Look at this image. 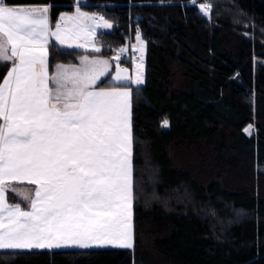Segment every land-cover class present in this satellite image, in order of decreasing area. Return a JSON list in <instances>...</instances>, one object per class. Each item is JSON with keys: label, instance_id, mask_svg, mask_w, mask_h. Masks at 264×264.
Listing matches in <instances>:
<instances>
[{"label": "trees", "instance_id": "trees-1", "mask_svg": "<svg viewBox=\"0 0 264 264\" xmlns=\"http://www.w3.org/2000/svg\"><path fill=\"white\" fill-rule=\"evenodd\" d=\"M75 1L6 3L49 5L56 20ZM79 1L112 24L97 54L114 58L136 31L145 41L130 96L133 247L7 250L0 264H264V0ZM84 52L51 43L49 69Z\"/></svg>", "mask_w": 264, "mask_h": 264}, {"label": "snow or ice", "instance_id": "snow-or-ice-1", "mask_svg": "<svg viewBox=\"0 0 264 264\" xmlns=\"http://www.w3.org/2000/svg\"><path fill=\"white\" fill-rule=\"evenodd\" d=\"M201 10L208 14L210 6ZM48 11L0 0V65L7 68L0 81V251L132 248L131 92L129 77L121 75L126 70L117 66L112 79L118 87L96 90L109 60L85 55L79 67L57 64L52 74L48 64L50 43L69 49L91 44V51L101 52L96 30L112 24L78 6L50 26ZM140 67L131 81L136 85L143 83ZM23 183L34 186L31 193L15 187ZM9 192L24 206L10 204Z\"/></svg>", "mask_w": 264, "mask_h": 264}, {"label": "crops", "instance_id": "crops-1", "mask_svg": "<svg viewBox=\"0 0 264 264\" xmlns=\"http://www.w3.org/2000/svg\"><path fill=\"white\" fill-rule=\"evenodd\" d=\"M81 2H82V1H81ZM8 6L47 7V8L49 9V5H8ZM78 6H79L81 12L87 13V14L90 15V16L95 15V16L102 17L101 15H97L96 10H88V9H85L84 7H82V4H80V5H79V4H78V5L74 4L72 9H70V10H64V11L60 12L59 15H58V18H57L56 20H52V19H51V16H50V10H49V11H48V17H49V21H50V26H54L55 23L59 22V17L62 16V15H74ZM109 23H110V22H109ZM110 24H111V23H110ZM102 29H103V30H109L110 28H97L96 31L98 32L99 30H102ZM52 30H53V31L55 30L54 27H52ZM94 39H95V41H96V37H95ZM133 39H134V36H133V38H132L131 40L127 41V43H126L127 45L125 44L122 48H126V50L131 49L132 51L135 52L137 48H136V46H134L133 43L131 42ZM81 42H84V41H81ZM50 44H51V43H50ZM96 46L99 47V45L97 44V42H96ZM126 46H127V47H126ZM75 49H81V48H75ZM81 50L91 51V44H86L85 49H81ZM91 52H93V51H91ZM85 55H87V56L89 57V59H94V58H95V59H107V60H109V62H110V63H109V66H108V68H109L108 75L105 76V77H102L101 80L95 85V89H96V90H100V89L110 90V89H112L113 87H118V85H116V82H111V81H109L110 76H112V73L115 72L114 62H118V64H119L121 67H126V66H130V67H131V63H132V61H133V60H132V61H130V62H128V63H120V61H117V60L114 59V58L104 57V56H101V55L97 54L96 52H95V53H87V52H84V53H82V54H80V55L78 56V58H77V60H76L75 62H71V63L56 62V63L52 66V69H51V70L49 69V73L52 74V72L54 71L55 65H57V64H63V65L68 66V67H79V66H80V60H81V57H83V56H85ZM136 60H137V59H136ZM131 75H132V74H131ZM107 77H108V81L111 82L112 84H108V85L100 86L99 83H100L103 79H105V78H107ZM143 81H144V78H143ZM125 84H126V85L128 86V88L130 89V92H131V88H132V87L140 86V85H134L133 83H131V80L126 81ZM142 84H143V83H142ZM142 84H141V85H142ZM130 119H131V103H130ZM24 185L26 186V185H28V184H27V183L16 184V186H20V187H22V186H24ZM29 186L31 187V192H32V190L34 189V186H33V185H29ZM31 192H30V193H31ZM8 202H9L10 204L17 203V202H10V201H8ZM21 206L23 207L24 204H23V205L21 204ZM94 247H95V246H94ZM107 247H111V246H107ZM62 248H78V247H62ZM52 249H55V248H52Z\"/></svg>", "mask_w": 264, "mask_h": 264}, {"label": "rangeland", "instance_id": "rangeland-1", "mask_svg": "<svg viewBox=\"0 0 264 264\" xmlns=\"http://www.w3.org/2000/svg\"><path fill=\"white\" fill-rule=\"evenodd\" d=\"M85 2V1H84ZM74 4L76 5H80V1L79 0H76L74 2ZM204 6V5H202ZM137 33H139L138 31H136L134 33V39L131 41L133 43L134 46H136V55L138 56L137 60H133L132 63H131V67L130 66H126V67H121L118 62H114V67H115V72L112 73V76H110L109 78V81L111 82H115L112 77H114L116 75V69H117V66H119L120 68L122 69H125L126 71L122 72L121 75H124V76H128L129 77V80H135L136 79V75H137V65L140 64L141 67L139 69L140 73L142 74L143 78H144V58H145V41L144 39L141 37L140 33H139V36H140V42L137 41L136 39V36H137ZM142 42V43H141ZM127 45V44H126ZM127 47V46H126ZM126 49V48H125ZM143 56V60L141 62L140 60V57ZM132 74V75H131ZM136 85V84H134ZM141 85V84H140ZM251 100V98L249 99ZM252 128L253 126L251 125H248L246 127V131L247 132H250L252 131ZM257 169H259L260 171L264 172V165H260L257 167ZM15 187L18 189L19 192L21 193H24V194H29L31 192V187L29 185H24L22 187L20 186H16ZM12 193V192H11ZM14 195V197L16 198L15 202H20L22 205L24 204L21 200V197L18 196V195H15L14 193H12Z\"/></svg>", "mask_w": 264, "mask_h": 264}, {"label": "built area", "instance_id": "built-area-1", "mask_svg": "<svg viewBox=\"0 0 264 264\" xmlns=\"http://www.w3.org/2000/svg\"><path fill=\"white\" fill-rule=\"evenodd\" d=\"M80 4H86V2H80ZM97 15H100V12L96 10ZM116 56V55H115ZM138 58V56L136 55V53L134 51H132L131 49L126 50L122 55L119 61H126V62H130L132 60H136Z\"/></svg>", "mask_w": 264, "mask_h": 264}]
</instances>
